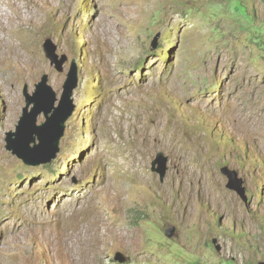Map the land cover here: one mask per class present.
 Here are the masks:
<instances>
[{
    "label": "rangeland",
    "instance_id": "obj_1",
    "mask_svg": "<svg viewBox=\"0 0 264 264\" xmlns=\"http://www.w3.org/2000/svg\"><path fill=\"white\" fill-rule=\"evenodd\" d=\"M0 35V264L264 262V0H0ZM74 64L60 152L28 166L6 148L25 89L60 100Z\"/></svg>",
    "mask_w": 264,
    "mask_h": 264
},
{
    "label": "water",
    "instance_id": "obj_2",
    "mask_svg": "<svg viewBox=\"0 0 264 264\" xmlns=\"http://www.w3.org/2000/svg\"><path fill=\"white\" fill-rule=\"evenodd\" d=\"M159 37V34L155 37L153 49L157 48ZM43 47L51 64L60 73H63L66 59L59 58L55 44L47 39ZM78 85V67L74 64L67 75L60 100L53 87L49 85L47 75L36 86V92L33 95L25 89L26 106L16 131L6 134L7 150L31 167L53 162L60 152V142L65 135L66 124L76 110L74 93ZM57 102H59L58 105ZM41 114L45 115L46 121L39 124L38 118ZM168 170L169 157L164 152H159L152 162V171L159 174L160 180L164 181ZM222 173L229 179L227 187L245 197L246 190L243 187V181L238 178L237 172L224 167ZM175 233V227L166 230V235L169 238H172ZM213 244L220 252L221 246L218 245L217 239L213 240ZM116 260L120 263L127 262L126 256L122 253L116 255ZM260 264H264V262Z\"/></svg>",
    "mask_w": 264,
    "mask_h": 264
},
{
    "label": "bare ground",
    "instance_id": "obj_3",
    "mask_svg": "<svg viewBox=\"0 0 264 264\" xmlns=\"http://www.w3.org/2000/svg\"><path fill=\"white\" fill-rule=\"evenodd\" d=\"M5 37V36H4ZM12 42V41H11ZM8 43V41L5 39V38H3V36L2 35H0V47L2 46V45H5V44H7ZM9 46V45H8ZM2 48V47H1ZM0 48V49H1ZM10 52V51H9ZM17 52V51H16ZM18 53V52H17ZM11 54V53H10ZM28 56V55H27ZM23 56L22 55H20V54H18L17 55V60H19L20 58H22ZM108 174L109 173H105V177L107 178V176H108ZM87 191V190H86ZM86 191H84V192H86ZM88 192V191H87ZM91 193V192H90ZM77 195V194H76ZM88 194H85V196L83 197H77L76 198V200H80L78 203H72V204H69L68 206H66V208H65V210L63 211V213H64V216H66L67 218H69L70 217V215H72V214H74L75 213V211H78L79 209H81L80 207H83L84 205H86V204H88L89 202V197L87 196ZM92 195V194H91ZM68 196H70V195H68ZM93 196H94V194H93ZM71 199V198H70ZM92 202V201H91ZM94 202V201H93ZM87 207V206H86ZM38 209H39V207H38ZM38 209H36L35 210V212H33L32 211V215L34 216V218L36 219V213H37V210ZM80 211V210H79ZM101 211V210H100ZM42 212H44V211H42ZM80 213V212H79ZM42 213H39V215H41ZM63 216V217H64ZM71 218H72V216H71ZM63 221H64V219H63ZM65 223V222H64ZM18 224V223H17ZM67 225H69V223L67 224ZM13 228V227H12ZM81 229V228H80ZM83 230H84V228H82ZM16 230V229H15ZM12 231H13V229H12ZM80 232V231H79Z\"/></svg>",
    "mask_w": 264,
    "mask_h": 264
}]
</instances>
